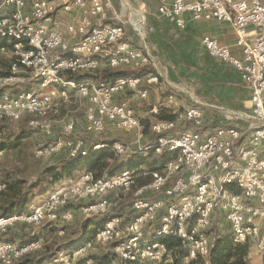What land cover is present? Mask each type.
Here are the masks:
<instances>
[{"label":"built area","instance_id":"built-area-1","mask_svg":"<svg viewBox=\"0 0 264 264\" xmlns=\"http://www.w3.org/2000/svg\"><path fill=\"white\" fill-rule=\"evenodd\" d=\"M75 8L83 10L81 19L63 28L60 18ZM113 10L112 0H0V54L14 55L11 72L0 76V122L31 115L30 125L50 140L38 149L39 155L67 150L70 158L88 156L90 149L110 145L108 132L116 127L131 137L112 139L119 158L149 151L172 157L162 168H144L149 180L143 185L136 169L100 178L86 172L75 183L59 185L42 205L1 216L0 264H15L43 247L39 238L23 243L4 239L13 224L42 225L45 218L70 221L74 212L60 209L77 198L96 199L85 210L107 215L113 207L109 194L132 188L131 209L138 213L134 219L125 222L120 214H112L94 238L73 253L25 264H96L88 257L96 241L111 243L123 264L169 261L173 250L162 241L166 236L180 237L190 259L208 256L213 244V232L208 231L214 222L228 225L233 242L251 243L264 264V0H160L158 15L181 29L187 26L186 14L194 21L218 19L232 25L242 56L209 35L202 43L210 55L238 71L251 89V105L249 111L226 113L246 126L228 124L204 135L203 110L169 94L151 109L156 119L150 127L153 140L147 143L142 117L120 96L132 91L146 98L163 75L149 48L136 47L123 23L108 22ZM136 30L144 38L143 26ZM107 67L151 71L100 81L75 77ZM74 97L88 102L83 125L69 120L57 134L46 120ZM164 108L173 118L157 116ZM186 122L191 129L182 127ZM5 152L0 149V160ZM6 188L0 182V192Z\"/></svg>","mask_w":264,"mask_h":264},{"label":"crops","instance_id":"crops-1","mask_svg":"<svg viewBox=\"0 0 264 264\" xmlns=\"http://www.w3.org/2000/svg\"><path fill=\"white\" fill-rule=\"evenodd\" d=\"M58 1L54 0V2ZM137 1L142 2L140 5L141 12H146L150 36L143 46L139 44L140 40L134 34L130 39L138 48L149 47L163 75L160 82L151 88L146 98L138 97L132 91H127L120 96L121 99L128 100L136 108L137 114L142 117L145 133L144 143L153 140L150 127L156 116L151 113L152 107L165 101L169 94L174 93L180 101L190 106H198L203 110L204 125L200 130L204 135L228 124L239 122L240 127L246 126V122L242 120L237 122L227 118L226 113L227 111L239 113L249 111L251 105L250 87L242 80L234 66L210 55L202 43L203 38L209 35L214 37L220 45H226L230 48L234 55L242 56V48L236 43L237 35L232 25L227 21L218 19L194 21L191 19V15L186 14L187 26L181 29L158 15L157 8L160 0ZM82 15L83 10L75 8L71 13H66L60 18L62 19L60 24L65 28L70 22L80 20ZM112 19L110 14L109 20ZM131 24L137 25L133 22ZM81 78L90 79L91 77ZM157 116L160 118L173 117L170 110L166 108L162 109ZM182 127L191 129V124L186 122ZM108 134L112 139L118 137L131 139L128 134L116 127L110 128ZM168 154L172 157L170 153ZM164 162L159 160L153 163V159L146 158L143 164H135L128 168L139 171L138 184L143 185L149 180V177L144 175L143 169L148 167L159 169L162 168ZM86 241L77 242L74 248L77 249L80 244ZM250 245L253 247L252 244ZM255 253L257 254L256 249Z\"/></svg>","mask_w":264,"mask_h":264},{"label":"rangeland","instance_id":"rangeland-1","mask_svg":"<svg viewBox=\"0 0 264 264\" xmlns=\"http://www.w3.org/2000/svg\"><path fill=\"white\" fill-rule=\"evenodd\" d=\"M115 1V11L111 12L112 20H109V23L112 24H124L127 28L128 37L131 38L134 35L140 40V45H145V41L149 40V27L147 23L146 12H141L142 2L137 0H113ZM115 12L117 15L115 16ZM137 24L132 25L131 23ZM143 26L144 38L141 37V34L137 32L136 28ZM134 34V35H133ZM149 43V42H148ZM150 45V44H149ZM149 48V47H148ZM14 57L11 51H8L6 54H0V63L2 61L10 60ZM164 71V69H161ZM88 107V102L86 100L74 97L70 102H66L61 108L60 113L54 118H47L46 122L51 125L54 132L58 134L69 120H78L79 124L82 125L85 118V110ZM31 115H24V117L19 121L7 120L0 122V141H4L8 146L5 148V156L0 160V182H4L5 178H11L12 180H19L22 182L23 186L29 187L34 185L35 189L30 196L29 204L27 206V211L34 209L37 206L43 204V201L48 198V195L59 185H69L75 183L80 177L86 173L91 172L87 163H85L76 174L69 179H62L59 182L51 183L50 173L48 172L49 167L56 166L62 161H65L70 157V154L67 150H60L58 153H46L39 155L37 153L41 145L45 144L48 139V136L42 129L34 128L30 125ZM15 143V146L12 145ZM96 153L87 157V160H91L96 157ZM159 154L149 151L148 153H137L132 156L122 157L121 159L128 160L131 159L134 161V164H143L146 158L155 159ZM127 168H125L126 170ZM111 174L106 173L105 175ZM7 185V183H6ZM134 189H126L114 191L109 194V198L113 201V207L111 212L115 213H125L131 207L133 202L132 194ZM96 199L91 198H77L73 200L72 204L68 207L60 209V212L65 209H71L73 213L72 220L57 219L53 221L52 219L45 218L42 225H34L31 223H25L19 221L13 224L9 231L3 236L4 239H12L16 242H27L34 237H38L43 241L42 253L44 251L55 252L54 256L61 255V253H73L75 246L73 240H77L80 237L82 228L85 226V223L91 218L100 219L101 215L91 214L85 209L90 204H93ZM126 209V210H125ZM60 214H58L59 216ZM222 218V216H221ZM223 224L218 225L217 222H214L210 230L211 238L214 241L215 237L224 229ZM91 228V227H90ZM64 229V232L61 233L60 230ZM219 230V231H218ZM92 238L86 239L90 240ZM251 244V243H250ZM249 244V254L247 256V264H261L259 255L255 253V248ZM74 248V249H73ZM37 252V251H36ZM41 252H38L41 253ZM35 253V252H33ZM37 256V254L35 255ZM53 256V257H54ZM96 256L99 260H106L104 262H111L113 260L115 264H122L123 262L118 258V255L113 251V246L108 242L96 241L93 248L89 251L88 257ZM52 257V258H53ZM51 258V259H52ZM78 257L77 259H79ZM178 263L173 260L161 262H151L145 261L144 264H190L191 260L188 256L183 253V255H178Z\"/></svg>","mask_w":264,"mask_h":264},{"label":"trees","instance_id":"trees-1","mask_svg":"<svg viewBox=\"0 0 264 264\" xmlns=\"http://www.w3.org/2000/svg\"><path fill=\"white\" fill-rule=\"evenodd\" d=\"M13 60H6L0 63V76H6L11 72L10 65L11 61ZM151 69L143 68L140 70H130V69H123V70H114L111 68H106L103 70H99L90 74L86 75H75L76 78L86 77L93 78L95 80H106L111 78L120 77L123 75L126 76H138L142 73H148ZM173 118V117H170ZM2 129H0L1 132ZM126 138L118 137L114 139L116 140H125ZM127 140V139H126ZM109 146L107 148L95 151L90 149V154L88 156H76L75 158H67L65 161H62L58 165L51 166L48 169L50 176H48L51 183L59 182L62 179H69L72 178L80 167H82L85 163L87 168L93 171L95 178L103 177L106 173L117 174L125 170V168L133 167L135 164L134 161L131 159L124 160L116 156L115 151H113L111 144L113 140H108ZM15 146V143H12ZM8 145L4 141H0V149H5ZM92 152H99L96 153V157L92 158L91 160H87ZM171 157L168 153L159 154L154 160L153 163L161 160L167 161ZM7 183L6 189L0 192V217L1 216H10L13 213H21L27 210L28 202L30 200V196L33 193L35 186L30 185L29 187H24L22 182L19 180H12L11 178H5ZM132 205V204H131ZM112 214H120L124 217L125 222L130 221L135 218L138 213L131 209V207L125 213H115L111 212L107 215H101L100 219L91 218L85 223V226L82 228V232L80 233V237L77 240H73L74 244L77 242L85 241L86 239L92 238L95 236V233L101 229L105 222L110 219ZM91 227V228H90ZM226 230V231H225ZM219 231V230H218ZM225 231L222 234L219 233L216 235L213 244L211 246V251L208 256L198 255L194 259L191 260L190 264H247V256L249 254V243L238 244L233 242L230 237V233L228 231V225L223 230ZM38 238V237H34ZM33 239V238H32ZM10 240V239H8ZM12 240V239H11ZM10 240V241H11ZM162 241L167 245L170 250H173V261L178 263L179 258L178 255H183L185 253L188 256L189 250L187 247L182 243V239L180 237L175 236H166L162 238ZM23 243V242H21ZM41 251H37L35 253H30L25 256L20 262L15 264H25L28 262H35L41 263L44 260L51 259L55 252H48L44 251V253H39ZM37 254V256H35ZM96 264H104L106 260H99L96 256L92 257ZM152 262V261H151ZM123 264V263H122ZM131 264V263H129ZM144 264V263H142Z\"/></svg>","mask_w":264,"mask_h":264}]
</instances>
